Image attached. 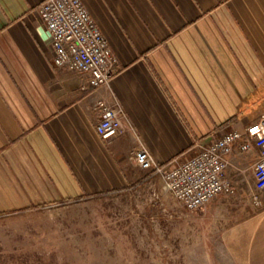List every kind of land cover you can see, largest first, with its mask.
Instances as JSON below:
<instances>
[{
  "label": "crops",
  "instance_id": "0c3cea01",
  "mask_svg": "<svg viewBox=\"0 0 264 264\" xmlns=\"http://www.w3.org/2000/svg\"><path fill=\"white\" fill-rule=\"evenodd\" d=\"M41 1L0 0L2 223L16 211L138 186L147 175L133 155L141 145L161 163L184 159L264 114V0H81L117 59L115 75L96 87L52 63L35 10ZM98 99L123 109L125 129L109 139L95 131ZM257 156L254 145L233 143L225 169L232 193L199 208L238 212L232 225L247 243V264H264Z\"/></svg>",
  "mask_w": 264,
  "mask_h": 264
},
{
  "label": "rangeland",
  "instance_id": "374dc122",
  "mask_svg": "<svg viewBox=\"0 0 264 264\" xmlns=\"http://www.w3.org/2000/svg\"><path fill=\"white\" fill-rule=\"evenodd\" d=\"M144 172L127 190L6 214L0 264L248 263L247 243L232 225L238 212L187 210Z\"/></svg>",
  "mask_w": 264,
  "mask_h": 264
},
{
  "label": "built area",
  "instance_id": "2783aa9c",
  "mask_svg": "<svg viewBox=\"0 0 264 264\" xmlns=\"http://www.w3.org/2000/svg\"><path fill=\"white\" fill-rule=\"evenodd\" d=\"M35 10L50 35L52 63L85 74L90 87L107 84L118 70L117 59L83 2L42 0ZM95 107L99 115L95 131L101 139L124 131V113L119 103L98 99ZM236 141L240 151L252 145L258 149L252 164L254 186L264 189V114L248 124L244 132L228 129L195 145V152L184 159L161 163L142 145L133 155L140 168L161 177L167 191L183 207L196 210L221 193H232L225 169L226 156ZM251 198L259 204L257 193H252Z\"/></svg>",
  "mask_w": 264,
  "mask_h": 264
},
{
  "label": "trees",
  "instance_id": "16d2710c",
  "mask_svg": "<svg viewBox=\"0 0 264 264\" xmlns=\"http://www.w3.org/2000/svg\"><path fill=\"white\" fill-rule=\"evenodd\" d=\"M97 195H100V193L94 194L93 196H97Z\"/></svg>",
  "mask_w": 264,
  "mask_h": 264
}]
</instances>
